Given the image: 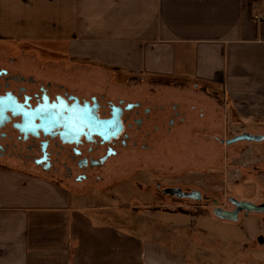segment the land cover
<instances>
[{
  "label": "crops",
  "instance_id": "crops-1",
  "mask_svg": "<svg viewBox=\"0 0 264 264\" xmlns=\"http://www.w3.org/2000/svg\"><path fill=\"white\" fill-rule=\"evenodd\" d=\"M253 13H264V0H0V39L49 43L66 67L100 73L124 93L182 84L218 93L242 119L264 120V19ZM91 201L0 166V264H195Z\"/></svg>",
  "mask_w": 264,
  "mask_h": 264
},
{
  "label": "rangeland",
  "instance_id": "rangeland-1",
  "mask_svg": "<svg viewBox=\"0 0 264 264\" xmlns=\"http://www.w3.org/2000/svg\"><path fill=\"white\" fill-rule=\"evenodd\" d=\"M1 45L38 52L42 62L54 65L48 71L56 79H66L75 87L83 88L82 83H90L87 88L109 95L116 92L140 98L164 95L181 103L178 109L185 115V121L176 122V126H182V141L175 143V139H171L174 141L170 140L162 148L160 141L158 146L148 150L130 147L109 162L101 174L102 179L94 183L93 188L79 187L78 191L85 192L89 200L91 198L89 206L97 209L100 204L108 208L111 215L129 223L126 226L137 223L136 229H144L145 236L172 247L192 263L264 264V213H240L236 220H231L212 212V199L225 209L232 208L229 198L264 204V140L221 143L243 132L264 137V120L242 119L233 114L218 93L205 96L193 92L191 86L186 90L182 84L153 81L142 83L136 93L132 88H126L124 93L125 90L113 88L102 74L94 72L99 75H93L97 86L92 85L87 70L77 65L73 70L66 67L65 57L48 49L49 43L26 44L0 39ZM28 61L26 63L34 62ZM125 75L122 74L124 78ZM167 98H164L165 104ZM191 104L194 109L189 108ZM185 148L189 152H179ZM157 183L160 188L197 189L209 200L165 197L156 188ZM158 205L159 208L168 207V212L190 215L187 219L169 221L168 216L159 215L160 212L153 208Z\"/></svg>",
  "mask_w": 264,
  "mask_h": 264
},
{
  "label": "flooded vegetation",
  "instance_id": "flooded-vegetation-1",
  "mask_svg": "<svg viewBox=\"0 0 264 264\" xmlns=\"http://www.w3.org/2000/svg\"><path fill=\"white\" fill-rule=\"evenodd\" d=\"M40 58L30 49L0 47V166L32 170L75 190L87 186L90 189L122 151L130 147L148 150L160 141L162 148L171 139L175 143L183 140L182 126H176V122L185 121L178 101L164 95H109L87 88L90 83L75 87L66 79H56L48 71L54 65ZM29 59L34 62L26 63ZM164 98L168 99L166 104ZM189 108L194 109V104ZM227 140L221 143L229 144ZM182 151L189 152L186 148L179 150ZM156 188L165 197L209 200L197 189L160 188L159 183ZM229 200L231 209L212 199V212L230 213L228 219L245 214L237 210L234 198ZM153 208L160 213L169 211L159 205Z\"/></svg>",
  "mask_w": 264,
  "mask_h": 264
},
{
  "label": "water",
  "instance_id": "water-1",
  "mask_svg": "<svg viewBox=\"0 0 264 264\" xmlns=\"http://www.w3.org/2000/svg\"><path fill=\"white\" fill-rule=\"evenodd\" d=\"M263 136L259 135V134H251L248 132H243L241 134H238L234 137H232L231 139L227 140L226 143H233L236 141H240V140H247V141H261L263 140ZM233 203L235 204L237 210H243L245 214L249 213V212H260V213H264V204H255L253 202L250 201H245V200H237L234 199ZM237 211H234L233 214H236ZM226 213V212H225ZM228 215L230 213H227ZM215 215L221 217V218H229L228 215H224V214H219V213H215ZM232 219V218H231ZM236 216L233 217L232 220H235Z\"/></svg>",
  "mask_w": 264,
  "mask_h": 264
},
{
  "label": "built area",
  "instance_id": "built-area-1",
  "mask_svg": "<svg viewBox=\"0 0 264 264\" xmlns=\"http://www.w3.org/2000/svg\"><path fill=\"white\" fill-rule=\"evenodd\" d=\"M252 17L254 20H261L264 19V13L262 14L253 13Z\"/></svg>",
  "mask_w": 264,
  "mask_h": 264
},
{
  "label": "trees",
  "instance_id": "trees-1",
  "mask_svg": "<svg viewBox=\"0 0 264 264\" xmlns=\"http://www.w3.org/2000/svg\"><path fill=\"white\" fill-rule=\"evenodd\" d=\"M177 212H180V211H177ZM180 213H186V212H180ZM188 214V213H187Z\"/></svg>",
  "mask_w": 264,
  "mask_h": 264
}]
</instances>
